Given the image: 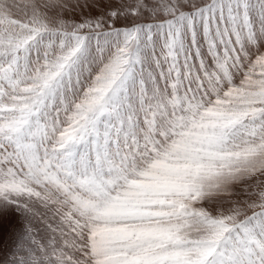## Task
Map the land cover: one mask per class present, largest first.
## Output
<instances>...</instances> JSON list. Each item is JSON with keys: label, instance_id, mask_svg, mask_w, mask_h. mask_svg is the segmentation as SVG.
<instances>
[{"label": "snow or ice", "instance_id": "1", "mask_svg": "<svg viewBox=\"0 0 264 264\" xmlns=\"http://www.w3.org/2000/svg\"><path fill=\"white\" fill-rule=\"evenodd\" d=\"M0 264H264V0H0Z\"/></svg>", "mask_w": 264, "mask_h": 264}]
</instances>
